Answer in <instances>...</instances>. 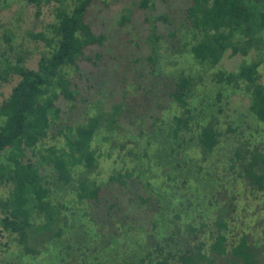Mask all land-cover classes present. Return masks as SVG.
Segmentation results:
<instances>
[{
  "label": "trees",
  "instance_id": "16d2710c",
  "mask_svg": "<svg viewBox=\"0 0 264 264\" xmlns=\"http://www.w3.org/2000/svg\"><path fill=\"white\" fill-rule=\"evenodd\" d=\"M11 1L33 6L35 18L40 17L43 6L54 3V18L38 32L26 31L32 39L43 42L34 69L24 65L26 54L21 52L22 43L14 44L13 32L4 31L0 35L6 46L0 48V86L8 81L9 76H19L9 95L0 103V184L8 186L6 195L0 192V234L7 233L17 245L11 250L7 240L0 242V264H28L39 255L47 261L52 253L55 264H264V237L257 239L251 230L233 232L228 216L234 204L231 201L222 203L216 209L218 199L213 185L209 187V202L215 203L210 212L214 211L216 216L210 222L201 221L195 225L186 221V225H182L166 216L165 219L173 225L161 229L164 224L159 225L158 222L161 219L164 222L162 208L160 212L156 209L157 212L153 213L148 230L144 223L135 226L125 219L115 220L118 222L116 228L100 229L96 219L86 210L99 208L103 196V185L89 176L100 157L93 141L105 130L110 134L122 132L117 122L123 111L122 103L113 104L106 111L97 105L98 111L85 121L61 125V109L56 101L61 96L70 103V107H74L77 92L70 71L78 70L80 61L95 63L85 50L94 45L103 47L107 37L104 33H94L89 16L97 3H107V0H1L0 9ZM137 5L146 10L145 20L150 23L147 42L151 52L147 60L153 67L159 57L158 46L162 38L155 21L168 22L169 19L166 14L148 16L147 11L154 9L153 0H140ZM129 19V13L121 14V23ZM183 20L184 23L176 28L178 30L171 31L170 35L177 37L183 28L180 40H184V35L190 37L182 43L193 62L215 66L227 50H230V55L240 53L243 56L248 55L251 49L257 52L255 60L243 62L236 71L218 70L213 76L218 83L222 82V87L236 89L244 86L249 94L250 112L264 121V86L258 82L261 77L258 68L263 65L264 69V0H189ZM100 56V53L95 54V58ZM193 84L192 76L180 71L173 80L172 89L167 92V96L186 114V117L174 115L176 126H168V132L174 138L180 137L179 131L188 127L191 117L187 113L188 97ZM155 121L150 132L140 130L146 138L144 146L148 151L144 155L148 158L145 165L141 161L140 166H135L138 167V175L145 176L155 160L161 165L162 173L170 178H179L183 184L187 181L188 170L182 172L183 175H174L172 167H164L172 166L171 163L162 165L152 155V135L157 127ZM219 134L210 122L199 125L196 144L203 156L214 150ZM56 135L63 136L64 145L46 144L47 138H55ZM125 144L124 141L119 143L121 148ZM170 144L173 146V142ZM159 148L163 147L160 145ZM171 148L175 151L174 147ZM28 152L37 158L32 160ZM246 152L250 153L247 162V156L238 148L230 160L239 163L242 170L239 174L246 179V186L263 194L264 209V173L261 172L264 157L257 152ZM128 154L135 155L130 149ZM44 166L51 168L54 178L50 179L41 172ZM234 166V162L230 164L231 168ZM133 171L115 170L108 176V185L117 182L127 186ZM207 176L210 184L213 174L208 173ZM195 177L198 189L203 181L201 177ZM147 183L150 184L149 181ZM67 191L74 193V197L61 201L59 194ZM226 196L225 192L219 191V198ZM139 199L144 201L142 197ZM160 202L165 204L162 198ZM116 203L113 201L104 209L108 216ZM76 204H82L81 209ZM87 217L91 221L89 225L84 221ZM262 222L264 227V217ZM205 227H210V236L207 240L199 239L198 233ZM185 231L190 239L185 237Z\"/></svg>",
  "mask_w": 264,
  "mask_h": 264
},
{
  "label": "rangeland",
  "instance_id": "374dc122",
  "mask_svg": "<svg viewBox=\"0 0 264 264\" xmlns=\"http://www.w3.org/2000/svg\"><path fill=\"white\" fill-rule=\"evenodd\" d=\"M139 1L107 0V3H97L93 7L89 16L92 29L96 34L104 33L107 39L103 47L94 45L85 50L86 54L93 57L95 63L87 60L80 61L78 70L70 71L73 87L77 92L74 107H70V103L61 96L56 101L61 109L59 123L61 125H74L85 121L98 111L97 105L106 111L110 110L113 104L122 103L123 111L117 121L122 127V132L113 131L111 135L105 130L94 138L93 146L100 153V157L97 167L89 176L94 178L97 184L103 185V196L100 198L99 208L91 207L86 210H89V214L96 219L100 229L116 228L118 222L115 220L125 219L126 222L133 223L135 226H141L144 223L145 229L148 230L151 228V219L154 218L153 213L156 209L160 212L162 208L164 222L162 219L158 222L159 225L164 224L161 229L173 225L169 219H165L166 216H170L182 225H186V221L199 225L201 221L210 222L216 216L214 211L210 212V207L215 203L209 202L211 200L209 187L212 188L213 185L215 186L213 192L218 199L216 209L222 203L231 201L234 204V209L228 216L233 232L251 230L254 232V237L262 239L264 237L263 194L252 191L249 186H246V179L239 174L242 171L239 163L230 160V157H233L234 150L237 148L247 156L245 162L250 156L246 150L257 152L264 157V121L258 120L250 112L249 94L244 86L236 89L222 87L220 85L222 82L218 83L213 76L218 70L236 71L243 62L255 60L257 52L251 49L248 55L243 56L240 53L230 55V50H227L215 66L193 62V59L185 53L182 43L190 37L184 35V40L182 42L180 40L181 34L184 33L181 32L183 28L177 33V37L170 35L171 31H177L176 28L184 23L183 13L189 0H153L154 9L147 11L148 16L149 14L152 16L166 14L169 21H155L156 29L162 38L158 46L157 63L152 67L147 60L151 52L147 42L150 23L145 20L146 10L138 7ZM53 5L54 3L43 6L39 18H35L33 6H27L20 1H11L9 5H2L0 9V35L4 31L13 32L14 44L22 43L21 52L26 54L24 65L28 68H36L43 42L32 39L26 31L42 30L46 23L54 18ZM125 12L130 14V19L121 23V14ZM5 47L0 37V48ZM97 53L101 54L99 58H95ZM258 69L261 75L258 82L264 86L263 65H260ZM180 71L191 75L194 84L192 93L188 97L189 112L187 113L191 116L187 122L188 127L182 128L179 131L180 137L174 138L168 132V126L170 124L176 126L174 115L182 114L186 117V114L182 113L183 109L167 96V92L172 89L173 80ZM18 79V75H11L7 82L1 84L0 103L9 95ZM155 117H158V120L155 121ZM154 121L157 127L152 135L154 140V144L151 145L152 155L162 165L171 163L172 166L164 167H172L174 175H183L182 172L188 170L187 181L183 184L179 178H170L165 172L162 173L161 165L156 164L155 160L151 162L150 170L145 176L138 175L139 170L135 166H140L141 161L145 165L144 162H147L148 158L144 155V152L148 150L144 146L146 138L143 135L152 130L155 126H153ZM207 122L213 124L220 134L214 150L203 156V152L196 144V135L199 125ZM182 123L184 124L183 121ZM141 129L144 131L143 134L140 133ZM132 135L137 137L132 138ZM123 141L126 144L121 148L119 143ZM53 143L57 146L64 145L63 136L56 135L55 138L46 139V144ZM160 145L163 148H159ZM171 147H174L175 151ZM129 149L135 155L128 154ZM28 156L32 160L37 158L29 152ZM233 162L235 166L231 168L230 164ZM50 169L44 166L41 172L52 179L54 177ZM127 169H134L130 179L127 180V186H121L117 182L108 185L110 174L115 170ZM261 172L264 173V169ZM208 173L213 174V177H210L212 180L210 184L207 181ZM195 176L201 177L200 180L203 181L198 189L195 185ZM147 181L150 182L149 185ZM222 182H224L223 185L219 186ZM7 191L8 186L0 184L1 194L6 195ZM219 191L225 192L227 196L219 198ZM70 197H74V193H68V191L61 192L58 196L61 201H67L66 199ZM140 197L144 201L140 200ZM231 197L232 200H230ZM161 198L165 204H160ZM113 201L117 203L108 216L104 209ZM76 205L81 209L82 204ZM64 213L69 214L68 211ZM84 221L87 225L91 224L88 217ZM92 224L95 225V223ZM209 229L210 227L203 228L204 231L198 233L199 239L207 240L210 236ZM189 236L185 231V237L190 239ZM9 238L5 232L0 234V242L7 240L11 250L15 249L16 241ZM179 242L180 240L177 244ZM52 255L47 261L42 260L39 255L36 260L28 264H47V262L55 264Z\"/></svg>",
  "mask_w": 264,
  "mask_h": 264
}]
</instances>
